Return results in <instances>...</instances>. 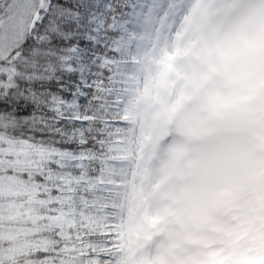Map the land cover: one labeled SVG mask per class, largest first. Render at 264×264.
<instances>
[{"label":"snow or ice","instance_id":"obj_1","mask_svg":"<svg viewBox=\"0 0 264 264\" xmlns=\"http://www.w3.org/2000/svg\"><path fill=\"white\" fill-rule=\"evenodd\" d=\"M0 264H264V0H0Z\"/></svg>","mask_w":264,"mask_h":264}]
</instances>
